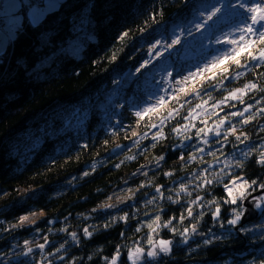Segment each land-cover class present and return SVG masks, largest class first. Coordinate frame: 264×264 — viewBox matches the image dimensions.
<instances>
[{
	"label": "trees",
	"instance_id": "1",
	"mask_svg": "<svg viewBox=\"0 0 264 264\" xmlns=\"http://www.w3.org/2000/svg\"><path fill=\"white\" fill-rule=\"evenodd\" d=\"M209 1L61 0L37 23H31L25 14L15 26L12 40L0 54V220L3 221L0 253H4L0 264H36L40 250L33 248L32 253L24 254L23 245L24 240L43 242L36 228L52 242L45 245L47 252L68 241L60 252L63 264H105V258L110 259L118 245L121 251L118 264H131L127 250L148 247V217L157 214L160 224L172 218V228L177 232L160 227L152 238L170 240L171 251L153 261L146 257L139 264H260L264 259V240L260 239L264 232L254 227L264 224V212L255 208L245 213L243 202V219L229 234L219 223L231 218L235 205L222 203V198L227 197L223 185H213L204 192L193 191L194 184H188L189 174L202 169L204 163L199 157L188 163L180 159L187 160L194 151L186 147L189 141L181 143V137L171 131L177 122L183 124L184 120L177 116L168 122L159 141H152L149 135L141 141L139 149L132 144V132L141 135L148 132L149 123H157L167 116L170 108L179 105L169 101L158 115L153 113L137 122L134 112L147 106L149 89L144 82L154 66L149 65L143 74L128 73H135L139 63L148 59L147 50L156 40L164 38L170 43L173 31ZM180 64L178 68L173 64L171 69H183L186 75V67L190 66ZM229 70L234 73L236 66L229 65ZM261 71L264 68L245 71L243 77L225 81L226 88L243 87L248 81L264 86V77L255 75ZM208 83L215 81L205 82V86ZM224 95L227 91L223 89L212 92L217 101ZM260 95L253 91L244 99L254 103ZM185 99L188 98L181 97V103ZM190 99L192 104L200 102L195 96ZM131 103L137 107H131ZM188 107L184 105L182 115L187 114ZM196 123L202 126L199 120ZM120 124L123 127H118ZM261 126L264 118L259 116L246 125L237 124V134L244 133L249 140L240 144L235 136L229 135V143L223 144L222 163L214 164L213 168L219 171L225 158H234L243 165L234 169L236 175L264 181V166L256 163L258 153L241 155L252 146L264 149ZM194 132L195 129L188 133L193 135L192 144L197 142ZM129 156L134 159H127ZM160 156L164 158L157 164L156 158ZM212 159L203 156L204 161ZM142 165H147L143 169L147 176L143 172L137 174ZM85 172L90 175L84 176ZM164 172L172 175L164 176ZM148 181L152 182L151 187ZM181 183L186 184L191 196L181 192L179 203L158 197L154 204L145 206L147 200L157 196L156 185L164 188L165 197L177 199L175 190ZM141 184L145 186L133 200L119 204L118 208L103 207L117 204L130 194L129 189L135 192ZM198 194L205 200L221 201L220 222H213L211 213L215 205L196 207L197 214L204 212L198 222L194 217L180 221V215H186L189 201ZM31 208H43L46 215L35 225L8 228L20 213ZM137 210L133 218L132 213ZM124 213H129L127 222L117 220L110 227H103L112 216ZM192 224L197 225L198 233L205 235L192 234ZM85 227L93 232L92 236H84ZM239 227L253 230L242 232ZM62 228L67 231H60ZM185 228L189 229L187 242L178 234ZM209 229L221 238L205 245V238L212 239ZM70 232L77 233L78 243L71 240ZM52 259L53 264H61L60 260Z\"/></svg>",
	"mask_w": 264,
	"mask_h": 264
},
{
	"label": "snow or ice",
	"instance_id": "2",
	"mask_svg": "<svg viewBox=\"0 0 264 264\" xmlns=\"http://www.w3.org/2000/svg\"><path fill=\"white\" fill-rule=\"evenodd\" d=\"M225 9L228 11L225 12ZM199 16L201 17V20L194 25L197 31L203 29L208 21H212L214 17L217 19L221 18V16H227L228 18L235 17L236 23L232 33L223 34L222 39L209 38L208 40V46L212 44H225L230 47L224 54L213 57L210 62L202 60L193 64L187 69L186 75L184 74L183 69L177 71L165 68L161 80L156 82L155 93L148 94L146 101L147 106L136 110L134 115L138 118L137 122H139L153 113L158 115L161 110L168 105L169 101L175 102L179 107L170 108L167 112V116L160 118L157 123H149L148 132H145L142 135L137 132H132V144L139 149L141 141L148 138L149 135L151 136L152 141H159L165 135L164 127L168 122L177 116L184 120L185 123L183 124L177 122L176 126L171 128V131L181 137V143L189 141L190 143L186 147H191L194 151L188 155L187 160H185L184 157H180V159L182 162L188 163L197 160L199 157L200 161L204 163L202 169L194 170L193 173L189 174L186 178L188 184H194L193 191L202 190L204 192H208L213 185L222 184L224 192L227 193V197L222 198V203L235 205V207L231 209V218L220 222L221 201L215 198L205 200L198 194L195 199L189 201L190 206L185 208L186 215L182 213L179 219L183 222L188 217H194L198 222L199 218L203 217L204 212L200 211L197 214L195 208L215 205V210L211 213L213 222H220L219 227L230 234L233 230L237 229L241 218L245 214L243 210V202L246 199H249L255 208L264 212V181L259 179L249 180L245 176L236 175L234 169L241 168L243 166L242 161L235 160L234 158H225L223 160V167H221L219 171H216L213 168L214 164L219 166L222 163L221 156H223V144L229 143V135L235 136V140L240 144L249 140V137L246 134H237V124L246 125L250 121L255 120L258 116L264 118V106H261L264 105V86L258 87L256 82L248 81L243 87L228 90L225 85V81L243 77L245 71L264 68V0H216L215 3H208L205 10L199 13ZM144 30L145 29H141V31ZM124 35L126 36L127 33ZM189 35H191V32H189ZM180 43L181 38L179 35L175 36V38L171 39L170 43L166 44H162L160 40H156V42L147 50L148 59H144L142 63H139V66L135 68V73L129 72L128 75H135L137 73L143 74V71L146 70L154 60L159 62L158 58L162 56L160 50L161 47L167 50ZM0 51H2V49H0ZM242 57H246V59L242 60ZM112 59L115 60L116 56L113 55ZM229 65L236 66V71L234 73L230 72ZM193 68L195 70H193ZM255 75L258 77H264V71L257 72ZM211 81H215V83H208L207 86H205V82ZM197 85H199V87H197ZM218 88L227 91V95H224L219 101L215 100L212 96V92ZM253 91L260 92V97L255 98L254 103L246 102L244 97ZM191 96H195L200 102L192 104L190 99ZM204 96H207V99H203ZM181 97L188 99H185L184 102L181 103ZM250 99L252 98L250 97ZM153 100L155 102H153ZM185 104H188L189 107L187 114L182 115L181 109L184 108ZM237 104L241 105V108H237ZM130 106L133 108L137 107L135 103H131ZM117 107H121V105H117ZM226 108L231 110L226 111ZM233 118L237 119L234 121ZM197 120H199V123L202 126H197ZM118 127H123V125L120 124ZM153 129H155L154 132L152 131ZM193 129H195L194 136L197 138L195 144L191 143L193 135L188 134ZM260 130L264 132V126H261ZM125 139H128V137L126 136ZM261 139L264 140V137ZM201 145L211 147L206 148ZM153 146L155 145L153 144ZM117 147L121 146L117 145ZM254 152L258 153L256 163L264 166V149L259 146H252L248 151L242 152L241 155L248 157ZM203 156H211L213 159L210 161H204ZM163 158V156L157 157L156 163L159 164L160 160ZM127 159L132 160L134 157L129 156ZM115 166L119 167V164ZM146 167L147 165H142L138 168L137 174L143 172V174L147 176V172L143 171ZM93 168H95V165H93ZM83 175L88 176L90 173L85 172ZM163 175L171 176L172 173L164 172ZM225 178H228L227 182H225ZM144 186V184H141L135 192L129 189L128 191L130 194L124 199L118 200L117 204H107L103 207L118 208L119 204H125L127 200H133L139 193V190ZM148 186H152L151 181H148ZM155 192L157 196L147 200L145 206L154 204L158 197L166 198L172 203H179L178 198L181 192L191 196V193L188 191V188L184 183H181L179 189L175 190L177 199H173L171 195L165 197L164 188L160 185L155 186ZM253 192H256L257 194L252 195ZM92 211L96 212L97 209H93ZM137 214L138 210L137 212H133V218H135ZM144 215L145 217H148V213H144ZM128 219L129 213H124V215L118 217L112 216L103 224V227L108 228L117 220L127 222ZM160 219L161 218L158 214L155 215L154 218L148 217V223L146 225L149 229L147 239L148 247L144 248L137 246L135 248H129L127 250V259L131 261V264H139V262L145 261L146 257L156 258L161 253L167 254L171 251L170 240H153L152 238V233H155L160 227L169 228L173 232H177L175 228H172V218L165 221L163 224L159 223ZM36 223L37 222L32 225H35ZM49 223H51V220H49ZM137 223H140V221H137ZM0 224H3L2 220H0ZM225 225L228 227L225 228ZM18 227L24 226H18L16 222L8 225L9 229H15ZM254 227L264 232V224L255 225ZM93 230H95V228H93ZM238 230L242 232H251L253 229L239 227ZM35 231L43 237V242L35 243L30 242L29 240H24V254L32 253L33 248H36L40 250V257L39 260L36 261V264H53V257L60 260L61 264H63L64 257L60 255V252L65 248V244H67L68 241L66 240L64 243H61L59 248H53L52 252H47L45 245H51L52 242L47 236L40 232L39 228H36ZM49 231H52V229H49ZM60 231H67V229L62 228ZM136 231H139V228H137ZM191 233H198L196 224L191 225ZM83 234L85 237H90L93 235V232L89 231L88 227H85L83 228ZM178 234L183 238L184 242L188 241V228H185L182 232H178ZM198 234L202 236L205 235L204 233ZM68 235L73 242H79L77 233L70 232ZM121 235H124V233L122 232ZM208 235L212 236V239L205 238L203 240L205 245L212 243L213 239L218 240L221 238L215 236L211 229H209ZM260 239L264 240V235H261ZM3 255L4 253H0V256ZM262 255H264V253H262ZM120 258L121 251L120 246L118 245L111 258H105V264H118ZM69 264H72V262H69ZM260 264H264V259H261Z\"/></svg>",
	"mask_w": 264,
	"mask_h": 264
},
{
	"label": "rangeland",
	"instance_id": "3",
	"mask_svg": "<svg viewBox=\"0 0 264 264\" xmlns=\"http://www.w3.org/2000/svg\"><path fill=\"white\" fill-rule=\"evenodd\" d=\"M59 1L61 0H3L0 3V49H2L0 54L6 50L9 41L14 36L15 26L22 21L25 14L31 23L38 22L47 12L56 8ZM210 2L215 3L216 0H210L208 3ZM207 4L201 7L196 14L184 21L182 26H178L173 31L171 38L173 39L179 35L181 38L179 45L167 50L161 47L162 56L158 58V63L155 60L152 62L154 68H151L147 72L148 77L144 82L145 87L149 89V94L155 93L156 82L161 80L165 68L174 70L175 68L171 69L173 64L178 68L181 66L180 63H187V66L191 67L202 60L210 62L213 57L224 54L230 47L225 44H212L208 46V40L209 38L222 39L223 34L232 33L236 23L235 17L228 18L227 16H221L218 19L214 17L212 21H208L203 29L199 31L195 29V23L201 20L199 13L205 10ZM227 11L225 9V12ZM189 32H191V35H189ZM159 40L162 44L168 43L164 38H160ZM186 68L188 69L189 67ZM193 70L195 69L193 68ZM160 255L166 254L161 253ZM149 259L153 261L155 258Z\"/></svg>",
	"mask_w": 264,
	"mask_h": 264
},
{
	"label": "clouds",
	"instance_id": "4",
	"mask_svg": "<svg viewBox=\"0 0 264 264\" xmlns=\"http://www.w3.org/2000/svg\"><path fill=\"white\" fill-rule=\"evenodd\" d=\"M45 215L46 211L43 208H31L23 213H20L16 219V223L18 226L32 225Z\"/></svg>",
	"mask_w": 264,
	"mask_h": 264
},
{
	"label": "water",
	"instance_id": "5",
	"mask_svg": "<svg viewBox=\"0 0 264 264\" xmlns=\"http://www.w3.org/2000/svg\"><path fill=\"white\" fill-rule=\"evenodd\" d=\"M257 193L255 192V193H253L252 195H256ZM248 200L249 199H246L245 201H244V205L246 206V210H245V213H247V212H252L253 210H255V207L252 205V203L250 202V203H248ZM256 210H257V208H256ZM243 219V218H242Z\"/></svg>",
	"mask_w": 264,
	"mask_h": 264
},
{
	"label": "built area",
	"instance_id": "6",
	"mask_svg": "<svg viewBox=\"0 0 264 264\" xmlns=\"http://www.w3.org/2000/svg\"><path fill=\"white\" fill-rule=\"evenodd\" d=\"M3 0H0V3L2 2ZM1 6V5H0Z\"/></svg>",
	"mask_w": 264,
	"mask_h": 264
},
{
	"label": "crops",
	"instance_id": "7",
	"mask_svg": "<svg viewBox=\"0 0 264 264\" xmlns=\"http://www.w3.org/2000/svg\"><path fill=\"white\" fill-rule=\"evenodd\" d=\"M11 40H12V39H11ZM11 40H10V41H11ZM10 41H9V43H10ZM9 43H8V44H9Z\"/></svg>",
	"mask_w": 264,
	"mask_h": 264
}]
</instances>
